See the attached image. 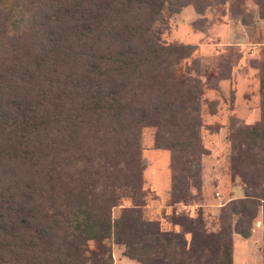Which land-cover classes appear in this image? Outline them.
<instances>
[{"label": "trees", "instance_id": "16d2710c", "mask_svg": "<svg viewBox=\"0 0 264 264\" xmlns=\"http://www.w3.org/2000/svg\"><path fill=\"white\" fill-rule=\"evenodd\" d=\"M187 6L203 15L211 3L0 0V264H112L108 240L139 264H233V237L248 239L264 217V64L259 120L234 121L227 136L245 195L221 207L217 233L191 219L164 231L144 211L145 128L182 173L175 202L200 185L205 83L196 60L177 77L194 48L155 30L164 8Z\"/></svg>", "mask_w": 264, "mask_h": 264}, {"label": "rangeland", "instance_id": "374dc122", "mask_svg": "<svg viewBox=\"0 0 264 264\" xmlns=\"http://www.w3.org/2000/svg\"><path fill=\"white\" fill-rule=\"evenodd\" d=\"M210 0L203 15L192 6L178 13L163 10V22L156 23L161 42L194 48L188 61L177 68L180 78L196 67L204 84L201 105L200 136L206 154L200 158V185L189 183L186 197L178 202L169 191L172 178L182 175L170 168V153L153 149L152 128L141 133L142 181L145 192L144 211L160 221L164 231L184 232L175 225L179 219L199 220L209 233L220 228V209L231 200L245 195L237 176L228 171L230 145L227 140L232 122L255 124L260 117L259 77L264 64V18H260L254 0ZM190 68V69H189ZM193 70V71H192ZM175 178V179H176ZM177 181L175 180V184ZM158 194V195H157ZM128 205V202L123 204ZM120 208L112 211L113 218ZM251 239V240H250ZM249 240L233 241L234 264H262L264 261V217L260 212L252 223ZM112 264H139L122 257V246L106 241ZM93 248L94 243L89 242Z\"/></svg>", "mask_w": 264, "mask_h": 264}, {"label": "crops", "instance_id": "0c3cea01", "mask_svg": "<svg viewBox=\"0 0 264 264\" xmlns=\"http://www.w3.org/2000/svg\"><path fill=\"white\" fill-rule=\"evenodd\" d=\"M170 191V186H169V188L168 189H166V191L164 192V195H165V197L167 196V194H168V192ZM158 195V194H157ZM235 238H240L239 236H234L233 237V241H234V239ZM242 239V238H241ZM250 239V237L248 238V239H243V240H249ZM251 240V239H250ZM233 241H232V243H233ZM232 249H233V245H232ZM122 251H123V248H122ZM234 255V254H233ZM122 257H123V255H122ZM132 261V260H131ZM233 264H234V256H233Z\"/></svg>", "mask_w": 264, "mask_h": 264}]
</instances>
